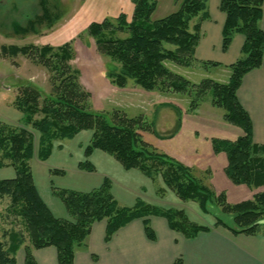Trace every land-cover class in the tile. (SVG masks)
<instances>
[{"label": "trees", "instance_id": "trees-1", "mask_svg": "<svg viewBox=\"0 0 264 264\" xmlns=\"http://www.w3.org/2000/svg\"><path fill=\"white\" fill-rule=\"evenodd\" d=\"M131 1L134 11L130 21L125 13H120L117 17L108 16L100 22H92L83 32L93 37L100 50L113 60L108 72L111 83L125 87L133 79L147 91L188 94L191 109L200 106L211 92L212 105L224 110V119L228 123L244 131L234 139H212L214 151L224 152L227 156V175L237 185L244 184L252 189L264 187V144L255 142L251 117L238 98L244 76L263 64L261 20L264 0L220 1V8L226 14L223 49L230 46L237 33L244 35L245 41L240 58L228 66V81L206 77L198 84L173 71L167 63L184 67L213 63L200 62L195 55L202 23L209 18V0H175L178 9L158 19L153 18L156 0ZM49 12L44 8L43 17L49 16ZM34 26L36 23L30 21L27 27L15 24L14 29L26 34L35 31ZM2 51L34 59L50 70L52 80L49 93L29 83L21 84L14 105L22 113L24 127L0 119V168L12 167L16 173L13 178L0 180V199L9 198L8 214L21 218L30 235L31 243L25 248V264H39L33 249L49 246L57 249L59 264H74L77 249L87 245L93 224L102 220L107 222L106 242L135 219H143L148 238L155 240L150 216L165 218L172 230L189 239L212 229L209 225L191 221L184 209L166 208L142 199L133 206L121 205L112 193V181L108 178L91 191L54 188V194L62 199L69 213L67 218L56 216L34 180L30 162L35 156V136L27 126L39 133L37 156L40 160H47L52 155L57 141L92 130V138L85 148L86 157L79 162V168L95 171L89 156L95 149H101L127 170L137 169L153 181L161 178L166 188L183 201L197 202L204 213H211L210 205H215L223 215L215 216L214 227H223L234 235H264V190L256 192L250 199L231 202L226 192L215 191L203 183L191 167L160 151L144 137L143 131L163 137L154 122L145 120L143 115L129 117L121 110H96L91 93L80 82L79 70L71 64L75 57L72 42L60 46L9 45ZM53 172L63 173L59 169ZM164 186L158 188L159 194L166 189ZM12 233L17 237L12 244L25 241L18 230ZM6 242L0 241V264H17L11 251L13 246ZM174 264H185V261L178 257Z\"/></svg>", "mask_w": 264, "mask_h": 264}, {"label": "rangeland", "instance_id": "rangeland-1", "mask_svg": "<svg viewBox=\"0 0 264 264\" xmlns=\"http://www.w3.org/2000/svg\"><path fill=\"white\" fill-rule=\"evenodd\" d=\"M156 1L157 9L153 14L154 19L165 17L178 9L175 0ZM127 2L133 4L131 0H127ZM115 3L116 0H45V3L42 0H0V116L4 118L11 116V114L3 112L5 110L15 112L16 109L19 111L14 105V100L20 92L21 84L29 83L38 86L46 93L52 90L51 72L47 67L25 55L5 54L2 48L9 45H30L36 39L39 40L40 36L49 35V42L51 39L59 42L58 44L50 42L49 44L53 46L72 42L75 57L71 64L79 70L80 82L91 93V102L96 110H121L129 117L143 115L145 120L154 122L156 130L163 137L143 131L144 137L151 140L160 151L167 152L191 167L194 174L203 183L210 185L215 191L226 192L231 202L250 199L256 192L263 191L264 187L252 189L244 184H235L225 170L227 165L226 154L214 151L213 138L234 139L243 135L244 131L242 128L228 123L224 119V110L212 105L211 92L207 94L200 106L191 109V98L188 94L147 91L137 85L133 79H130L125 87H118L111 83L108 72L111 71L110 67L113 66V60L108 54L100 50L93 37L83 32L92 22H99L98 19L101 17L98 14L110 12V17H114L111 13L120 9L119 7L112 11ZM44 8L46 11H50L49 16L43 17ZM120 13L124 12L121 11ZM94 17L97 19H93ZM30 21L36 23L35 31L26 34L15 31V24L27 27ZM167 65L195 84L206 77L225 82L223 78L229 74L222 72L217 76L213 67H203L199 63L190 67L169 62ZM104 82L106 87H104ZM162 99H166L164 106H170V108L163 109L164 106L162 107L158 103ZM2 109L4 110L2 111ZM17 117L12 116L14 119L8 121L3 120L4 118L1 120L13 126L24 127L21 120L16 119ZM27 128L35 136V156L30 163L38 172L36 173L38 178L42 164H48L54 170L53 167L61 158L58 150L64 149L65 145L70 151H75L73 158L81 157L82 153L86 157L85 148L93 135L92 130H84L78 133L74 138L80 140L82 146L77 144L72 146L70 139L57 141L53 149V151H57L56 154L47 160H40L37 156L39 133L30 126ZM66 142H69V145ZM79 147L81 154H78ZM96 150L103 151L101 149L94 151ZM1 170L0 172H5L9 169ZM68 176L63 179L61 175L52 174L51 182L54 188L60 186L61 182L68 180ZM153 184L157 196L162 199L161 206L184 209L193 222L214 226L215 216L223 215L215 205H210L211 213L207 214L201 210L197 202L181 200L172 190L164 186L161 178L153 181ZM160 186H164L166 189L160 191L159 194L158 188ZM48 197L49 202L56 203L55 207L65 208L62 199L57 194L53 193ZM8 203L9 198L0 199V241H7V245L13 246L11 251L15 254L17 261V252L23 251V249L25 251L26 245L31 243V239L24 221L15 215L8 214L6 209ZM228 221L232 223L230 219ZM16 230L21 232L25 238V241L19 245L11 243L17 239L15 233H12Z\"/></svg>", "mask_w": 264, "mask_h": 264}, {"label": "crops", "instance_id": "crops-1", "mask_svg": "<svg viewBox=\"0 0 264 264\" xmlns=\"http://www.w3.org/2000/svg\"><path fill=\"white\" fill-rule=\"evenodd\" d=\"M220 1L209 0L208 2L209 18L202 23V34L195 55L200 62L218 63L219 65L212 63L207 67H213L217 76L219 73L228 72L227 77L223 78L224 81H228L230 76L228 66L240 58L245 37L241 33H237L230 46L226 50L223 49L222 30L226 14L220 8ZM119 7L120 9L115 11ZM112 11H115L111 13L114 17H117L121 11L124 12L130 21L134 5L127 0H116ZM98 15L102 18L98 17L100 22L110 16V12ZM261 27L264 29V14ZM38 39L32 44L59 43L54 39L49 42V35L40 36ZM103 84L106 87L105 82ZM238 98L251 117L255 142L264 144V60L260 68L254 69L244 76L238 90ZM158 103L163 107L166 99L159 100ZM167 108L170 106L163 107V109ZM3 112L11 114V116H7L8 118L0 116V119L4 118L5 121L13 120L16 116H18L16 119L21 120L22 118V113L16 109L15 112L9 110ZM70 141H72V146L75 144L82 146L80 140H76V138L70 139ZM66 144L69 145V142ZM58 151H60L59 157L61 158L53 168L62 170L63 173H53V169L48 164H42L38 178L36 175L38 172L32 166L37 188L56 216L67 218L69 213L66 207L62 206L63 208L59 209V207H55L56 203L49 202V197L47 198L54 193V186L51 182L52 174L61 175L63 179L69 175L68 180L61 182L57 187L78 191H91L102 185L108 178L112 181V193L121 205L133 206L137 200L142 199L161 206L162 199L157 196V192L154 190L153 180L141 171L125 169L119 161L100 150L94 151L90 156V160L96 168L95 171L83 170L79 168V162L85 159L84 153L80 152V147L78 154H82L77 158H73L75 151H70L66 145L64 149ZM56 152L51 155V158ZM1 169L9 170L0 172V180L13 178L16 175L12 167L0 168V171H2ZM149 219L156 233L155 240L148 238L143 219H135L121 228L109 242L105 241L106 220L95 222L87 245L77 249L74 264H174L178 257H182L185 264H264L263 234L257 236L234 235L223 227L211 226V231L201 232L196 237L189 239L172 230L165 218L150 216ZM33 254L39 264H59L57 249L54 246L33 249ZM24 258V249L18 251L17 264H24Z\"/></svg>", "mask_w": 264, "mask_h": 264}]
</instances>
